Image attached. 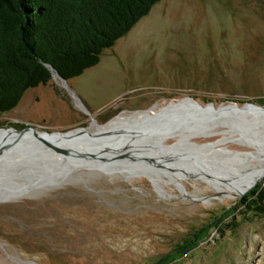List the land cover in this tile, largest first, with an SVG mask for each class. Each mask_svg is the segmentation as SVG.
I'll return each mask as SVG.
<instances>
[{
    "label": "rangeland",
    "instance_id": "obj_1",
    "mask_svg": "<svg viewBox=\"0 0 264 264\" xmlns=\"http://www.w3.org/2000/svg\"><path fill=\"white\" fill-rule=\"evenodd\" d=\"M185 98L203 106H264V0H161L97 66L67 85L52 79L28 90L0 115V130L94 133L95 124L137 112L154 116ZM191 126L158 130L148 144L169 148L187 138L178 148L182 156L205 158L207 175L226 189L258 164L249 155L219 151L257 154L235 141L238 135L212 150L196 147L230 137L217 122ZM127 140L131 145L133 136ZM18 152L0 159V264H155L163 258L165 264H264V215L239 203L264 179L234 196L189 178L183 162L172 161V169L138 168L154 171L156 183L138 171L130 176L126 167L108 173L81 165L50 181L40 171L46 161L33 163L37 171L29 175L24 163L10 160L21 158ZM220 159L222 165L212 164ZM226 210L227 218L211 226ZM201 234L185 256L172 257Z\"/></svg>",
    "mask_w": 264,
    "mask_h": 264
},
{
    "label": "trees",
    "instance_id": "obj_2",
    "mask_svg": "<svg viewBox=\"0 0 264 264\" xmlns=\"http://www.w3.org/2000/svg\"><path fill=\"white\" fill-rule=\"evenodd\" d=\"M161 0H0V115L25 93L48 85L53 71L69 81L97 66L106 49L125 37ZM264 215V186L240 200ZM236 211V208H233ZM216 218L218 226L229 215ZM204 234L175 251L176 260ZM165 258L155 264H165Z\"/></svg>",
    "mask_w": 264,
    "mask_h": 264
},
{
    "label": "bare ground",
    "instance_id": "obj_3",
    "mask_svg": "<svg viewBox=\"0 0 264 264\" xmlns=\"http://www.w3.org/2000/svg\"><path fill=\"white\" fill-rule=\"evenodd\" d=\"M63 84H64V82H63ZM184 101H186V100H184ZM182 102L176 104L175 107L173 106L174 107L173 109L166 110L164 113H157L154 116L151 115L153 111L152 112L151 111H149V112H137L135 114H130L129 116H119L118 118L112 120L110 123H108L104 126H101V127H98L95 124L94 133H90L86 130H81L80 132L72 131V132H68L67 134L61 133V135H60V133H58L59 135L57 137L47 136L46 140L50 143H53V144L65 149V150H67L71 154H75L76 156L83 157L82 159L88 160L89 163H91V165H101V164H106L108 162H113V164L117 165V166L115 165L113 167V169L126 167V169H124V171L125 172L127 171V174L130 175L131 173L138 171L137 175L145 176L148 179H150L151 181H153L154 183H156L158 181V177L155 176L154 171L150 170L149 168H145L146 166L144 167L145 169L142 168V170H139L138 168H140L143 164H147V165L149 164V166L151 165V167L158 165V166H161V167H164L167 169L174 168V167H171V165H172L171 163H172V161L173 162L176 161V159H177L176 154L177 153L180 156H182L183 153L179 152L180 149H178V148L182 146V142L184 143V141L187 138H183V140L181 142H179V143L175 144L173 147H169V148H158V147L156 148V146L158 144H152L151 145L152 150H148L149 151L148 152L147 149H145V148H147V146H145L144 143L136 145L137 140H135L136 138H134V137H135V134H138V133L133 134V129L137 130L136 132H138V131L141 132L144 128H145L144 131H146V130L148 131V130H150V128H155V129L157 128L158 129L159 127H156V126L159 125V123L161 124L162 120L164 121V119L167 118L168 116L172 119L177 120L176 122H179V121H181V118L176 119L174 115L183 109L188 110V111L190 110L195 114H199L201 111H203V109H201L198 106V104H196L192 101H191L192 103H188V104H184V105H181ZM218 120L224 121L225 119H217L214 122H219ZM206 125H208V124H206ZM185 126L172 125V126H169L168 128L166 127V130H162L160 132H166V131L173 130L176 128H185ZM200 126L202 127L204 125H200ZM97 128H98V130H96ZM29 131L31 133V132L36 131V130L31 128ZM160 132H158V131L156 132V137L160 136ZM127 135H128V138H130V136H133V143L131 145H128L129 140H127L128 138H126ZM19 136L20 135L17 134L14 130H0V159H3L4 156H6V154L9 153L10 151L15 150V149L11 150V149H9V147H11V146L13 147L15 145V143H17L16 140H18ZM97 137H102L104 139L106 137H110L113 140L104 141L105 143H103V142L102 143H96V141H94L96 143V145L99 147H96V149L91 148V150L93 151V153H97L100 156V159L90 160L89 157H86L88 155V153H90L89 148L86 149V145H84L83 143L89 142V140H91L90 138L96 139ZM29 139H30V142L31 141L37 142V140L34 138V135L31 136ZM149 141H151V140H149ZM28 142H29V140L26 141V143H28ZM114 142H122V144L120 143V145H117L119 147L116 148V146L112 144ZM19 144H20V142H19ZM145 144H147V143H145ZM121 146H122V151L124 150V151H126V153H128L129 151L136 153V156H135L136 158H134V157L128 158L127 157V158H118L117 159V157H116L117 155L115 153H118L117 149H120ZM126 147H127V150L125 149ZM196 147H200V146H196ZM255 147L258 150V152H257V154H254V153L251 154L250 159H254V158L257 159L258 164L254 165L250 171H246L244 177L240 181L229 186L227 189L223 188V186L221 185L219 180L212 177L210 174L207 175V172H205L204 168H206V170H207V168L210 166H208L206 164L205 165L202 164L203 163L202 159L206 160L202 156H201V158L198 157L199 159H196V156H194L190 152H186V154L184 152V154L187 156H184L185 158L182 156L179 159L184 164V166H183V164H182V166L184 168L186 167L190 170L189 173L187 174V176L189 178H191L193 180H196V179L204 180L211 187L217 189L220 192H225L227 194L229 193L231 195L237 196V195H241V194L247 192V190L255 182H257L261 178V176L264 172V146L261 143H259V144H256ZM21 148L22 147H20L19 149H21ZM157 149L161 150L160 152L168 151L170 153L169 154L170 157L169 156H166V158L162 157V154H164V153H162V154L158 153L157 151H159V150H157ZM15 151H18V150L16 149ZM260 151H263V152H260ZM171 152H173V153H171ZM121 153H125V152H120L118 154L120 155ZM174 153H175V155H173ZM66 155H64V156H66ZM66 157L72 158L73 156L67 155ZM156 157H158V158L156 159ZM53 158L56 161L61 160V156H59L58 154L52 155V159ZM223 161L224 160L220 159L219 161H216V162L213 161L212 164L216 163L217 165H222ZM166 163H168V164L166 165ZM224 165L228 166L227 163H225ZM190 166H192V167H190ZM206 166H208V167H206ZM175 170L180 171V169H175ZM50 174H48L47 176H50ZM130 176H133V175H130ZM172 182L177 184V185L179 184V180H177L176 178H173Z\"/></svg>",
    "mask_w": 264,
    "mask_h": 264
},
{
    "label": "water",
    "instance_id": "obj_4",
    "mask_svg": "<svg viewBox=\"0 0 264 264\" xmlns=\"http://www.w3.org/2000/svg\"><path fill=\"white\" fill-rule=\"evenodd\" d=\"M53 71V79L55 80H60L64 82V84L67 85V80L62 78L56 71ZM184 100H190L198 106L203 109L199 114H195L192 111L188 110H181L178 113H176L174 116L176 119L181 118V121L176 122L177 120L172 119L167 117L162 120L161 124L157 125L156 127H159L158 129L156 128H150V130L144 131V129L140 132H136L137 130L133 129V134H135L136 138V145L143 144L147 146V151L152 150L151 145L148 144L149 140L153 141L152 136L153 134L156 135V132L158 130H164L166 127L168 128L169 126L172 125H177V126H190L193 124L196 125H206L210 123H214L217 119H225L223 122H217V124L221 127H225L229 129L230 137L224 140H221L217 143H207V144H202L198 145L202 148H211L212 150L216 145L221 144L222 142H227L228 140H233L232 138L235 135L239 136V140L235 141H244L248 145L254 147L256 149V144L261 143L264 146V106H259L253 103H246L243 106H238L237 104L235 105H227V106H220V107H215L214 104H207L205 106L201 105L200 103L196 102L192 98H185L181 100L180 102ZM251 112V113H250ZM190 123V124H189ZM152 124V123H151ZM172 124V125H171ZM188 124V125H187ZM33 128L34 130H37L35 126L27 127L23 130H14L17 134H19V138L17 143L12 147H9V149H17L19 152V156L21 158L18 159H10L11 162H17V163H24L26 165V171L29 175H35L36 174V169L33 167V163L36 162H41V161H46L47 165H44L42 169H40L41 173L44 174L43 180H50L54 181L57 180V178L62 177L68 173V171L74 167V166H84V167H95L98 168L102 171L111 173L113 172V167L116 164H113V162H108L106 164H101L100 166H93L91 163H89L88 160L82 159L83 157L76 156L75 154H71L67 150L50 143L46 140L47 136H52V137H57L59 134L58 133H48V132H37L33 131L30 133V129ZM81 130H76V132H80ZM72 132V131H71ZM226 132V133H227ZM68 133V132H67ZM65 133V134H67ZM121 133V132H120ZM119 133V134H120ZM34 135V138L37 140V142H30V137ZM137 136V137H136ZM24 138V139H23ZM21 139V140H20ZM23 139V140H22ZM89 142L83 143L86 145V149L89 148L88 155L86 157H89L90 160L93 159H100V156L97 153H93L91 148L99 147L96 145V143H105L104 141H109L113 140L110 137H106L105 139L102 137H97L95 138H90ZM20 140V141H19ZM29 140V144L26 143V141ZM96 141V143L94 142ZM145 141V142H144ZM20 142V144H19ZM154 142V141H153ZM185 143H188L187 141H184ZM95 143V144H94ZM147 143V144H145ZM19 144V145H18ZM95 145V146H94ZM103 145V144H102ZM150 145V146H149ZM29 146V147H28ZM22 147L20 150L19 148ZM8 149V150H9ZM91 150V151H90ZM136 150V149H135ZM257 150V149H256ZM138 151V150H137ZM223 154H226L229 157L234 158L235 156H242V155H251L252 153H241V152H233V151H228L227 149L223 148L219 150ZM136 152V151H135ZM149 152V151H148ZM258 152V150H257ZM58 154L61 156L60 161H56L54 158L52 159V155ZM72 155V158H67V155ZM66 155V156H64ZM136 153H133L132 151H129L128 153H121L120 155H117L118 158H130V157H135ZM49 157V158H48ZM181 156H176V161L175 162H181L180 158ZM116 161V160H115ZM202 164L203 165H209L206 160L202 159ZM208 163V164H207ZM117 166V165H116ZM210 166V165H209ZM49 173H51V176H47ZM264 179V172L261 176V178L255 182L248 190L247 192L243 193L240 197H243L245 194L256 188L257 184Z\"/></svg>",
    "mask_w": 264,
    "mask_h": 264
}]
</instances>
